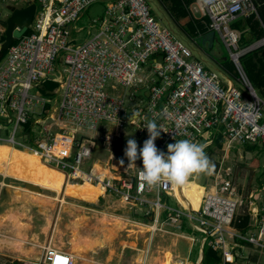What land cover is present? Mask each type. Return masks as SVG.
<instances>
[{
  "label": "built area",
  "instance_id": "built-area-1",
  "mask_svg": "<svg viewBox=\"0 0 264 264\" xmlns=\"http://www.w3.org/2000/svg\"><path fill=\"white\" fill-rule=\"evenodd\" d=\"M32 1L0 0V20L12 14L9 5L22 8ZM38 1L35 20L0 59V129L11 128L7 137L0 136V144L30 151L68 180L101 185L134 213L152 214L150 221L129 220L153 234H172L164 226L180 228L187 217L194 230L190 238L198 241L196 234L201 233V247L218 251L221 264L243 258L248 244L264 252V184L253 209H248V229L242 231L235 223L245 202L243 190L232 180L233 170L227 164L224 168L234 145H264V97L241 63L246 53L264 48V36L240 47V32L231 28L241 15L257 11L254 1L196 0L209 29L228 47L241 87L224 85L218 71L207 69L192 48L155 17L148 0ZM98 1L106 2L104 13L78 41L74 33L79 37L84 27H77V21ZM6 30L0 23V45ZM47 79L58 85L44 93L41 87ZM149 121L161 130L155 142L160 151L179 138L196 143L204 138L208 146L221 137L225 154L198 209L169 206L162 195L176 197L170 184L141 187L140 168L133 174L130 165L116 174H105L94 164L87 168L99 140L109 147L126 126L144 133ZM178 263L185 264L181 259ZM35 264H76V258L48 244Z\"/></svg>",
  "mask_w": 264,
  "mask_h": 264
},
{
  "label": "crops",
  "instance_id": "crops-1",
  "mask_svg": "<svg viewBox=\"0 0 264 264\" xmlns=\"http://www.w3.org/2000/svg\"><path fill=\"white\" fill-rule=\"evenodd\" d=\"M158 1L161 16L157 17L153 13L155 17L162 22L163 25L168 26L175 37L182 41L186 39L191 42L192 44L188 45L192 48L194 56L200 59L207 69L218 71L224 85H227V82L228 84L234 83L233 78L237 80V76L232 77L223 69L221 60H226V57L224 58V53L220 49L219 42L218 45H216L214 39L209 36V34L214 31L209 29V19L199 10L196 0ZM248 15L249 14L241 15L237 20L244 19ZM257 18L260 17L257 16ZM239 32L240 35L241 33H246L250 38L252 36L249 26L244 27L243 30ZM74 35L79 39L77 33H74ZM200 39L203 40L202 43L199 42ZM219 41L221 40L219 39ZM221 43H223V41H221ZM53 89H55V87H48L45 85L41 87L44 93ZM143 93L145 96L147 92L144 91ZM146 132L147 130H145L144 133H136L142 135ZM220 141L222 142V139H220ZM155 142L157 141L155 140L154 143ZM102 144L99 142V146L95 148L94 152L100 150V154H104L101 152V149L104 148V150H106V148ZM112 151L113 149H110V152ZM11 156L12 155L9 156L5 169L0 170V172H4L7 169L9 175H11L13 179L23 181L24 185L26 183L38 185L41 190H32L25 185L24 188L13 186L11 188H15L16 190L11 191L7 187L9 185H7L4 180H1L3 177L0 179V199L5 195L3 190L6 189L9 193L13 192V197L5 195V199L2 201L0 200V264H35L41 259L43 249L48 244L74 254L76 264H126V259L124 257L128 254L127 248H136L139 241L136 240V235L132 231L133 228L138 226L142 231L146 228L142 225L131 223L129 218L135 217L139 220H144L143 214L134 213L133 208L124 200L114 193L105 192L99 184H94L90 181L76 182L77 180H68L64 172L46 165L31 152H29L28 158L22 162H20V159L18 161L17 158L15 166H13V156ZM111 158L112 153L108 156V159ZM221 159L218 160V163ZM95 161L92 162L90 167L93 164H98L102 172L108 173V169L110 174L118 173L125 165L132 166V164H128V161H125L124 164L119 162V169H112L109 168L106 163H99L102 160L98 157ZM35 163L36 165L39 164L41 168L38 167L39 165L36 167ZM12 167L16 168V172ZM224 168H227V166H224ZM215 169L217 168L215 167ZM213 173L215 174L216 171L207 174L205 178V184L203 185L207 190L212 186V183L210 184L208 180V176ZM2 181L5 182V185H2ZM72 184L81 186L83 190H80L76 194H70L69 189ZM187 184L178 187V194L182 201L181 204L172 193H165V195L171 197L174 202L177 203L175 207H180L185 211H194L196 210L194 207L197 206V199L192 195L191 190L187 189ZM17 188H20V194L16 193L18 191ZM42 188L55 192V196L44 194ZM24 189L28 191H24ZM36 191L49 197L51 199L50 202L42 204L39 197L33 194ZM258 194L259 193L255 196H246L245 199L246 201H254L259 196ZM242 195L245 197L244 194ZM61 197L64 198V202L61 201ZM66 197L76 198L80 203H67ZM9 200L18 202V208H7V206L10 205L8 202ZM258 202L260 203L261 200ZM67 204L76 206L75 208L79 211L77 215H74L73 218L68 220L69 222L65 220L68 214ZM180 223V228L178 225L176 226L174 224H166L164 226L168 231L173 232L172 236L169 235L170 233L168 234L160 231L163 232L164 235L168 234L170 236L171 242L167 247H164L162 244L154 245V236L156 233L153 234L148 230L152 235L146 236L144 242L145 246L139 249V255L135 260H132L134 261L133 264H179V259L183 260L185 264H195V262L196 264H202L204 247L202 248L200 243H198L199 251L192 252L190 249L189 255L181 257V253L178 250L179 240H188L191 244L190 246L197 241H193L190 238L192 232L194 233L190 220L187 217H183ZM92 226H95L97 231L91 234H85L83 232L84 230H89ZM125 230L126 238H123V241L120 242V251L118 240L119 233ZM69 233H71L69 240L70 244L66 245L63 242H61V244L60 241H63L64 235H68ZM75 238H77L79 243L81 245L83 244L82 246L85 248L78 252L82 255L80 257L77 252H74L72 249L71 242ZM162 252L164 255L161 254ZM259 252L264 253L248 244L243 251V258L239 257L240 263H237L236 260L233 264H260L262 256ZM254 254L258 255L257 261L252 262L251 257L254 256Z\"/></svg>",
  "mask_w": 264,
  "mask_h": 264
},
{
  "label": "rangeland",
  "instance_id": "rangeland-1",
  "mask_svg": "<svg viewBox=\"0 0 264 264\" xmlns=\"http://www.w3.org/2000/svg\"><path fill=\"white\" fill-rule=\"evenodd\" d=\"M148 2H149L150 7L153 10V13L157 17H160L161 13H160V9L158 7L159 1L158 0H148ZM23 3H25V2H23ZM31 3H36V4H38V6H40V3L38 0H34ZM105 6H106V2H103V1L94 2L81 14L79 20L77 21V27H84V29L81 32V34L79 35L78 41H82L86 38L88 26H92L93 28L95 27V24H97L96 20H98L103 15ZM9 12L10 11L8 9H4V13H9ZM34 20H35V15H34L31 23H33ZM209 36H211L214 39L216 45H218V42H219L220 49L224 53V58L226 57V60L231 61L232 59H231L230 51H229L228 47L226 46V44L224 43L223 39L221 38L220 34L218 32H213V33H210ZM219 39L221 41H223V43H221V41H219ZM183 41L189 45L192 44L191 42H189L186 39H183ZM199 42L202 43L203 40L200 39ZM240 47H242V46H240ZM62 67L63 66H61V68ZM233 79H234L235 85L241 87V84L235 78H233ZM128 90H130V89H128ZM0 119L3 121L2 117H0ZM10 129L11 128L0 129V136L1 137H7L9 135ZM57 131H61V130H57ZM136 132L137 131L135 130V128L133 126H129V125L126 126L125 129L123 130V132H120L117 134V136L115 137V139L113 141V144H111L109 147H108V145L104 146L106 148V150H108L109 152L104 150V148L101 149V152H103L104 154H100V150L94 152V155H92L93 157L88 161L87 168H89L90 165L92 164V162L95 161L98 157L102 160L99 163H101V164L106 163V165L109 168L119 169L120 168L119 162H121V160H123L124 163H125V161H128V159L124 155V149L126 148L127 140L128 139H135L137 144H138V148H142L144 141L146 139H148V137H149L148 131L142 135H139ZM178 140H182V138L169 141L165 145L163 152L167 153V145L175 143V141H178ZM204 141H205V139L202 138L201 143H203ZM99 142H100V144L103 143V141H99ZM11 149H12V147H10L9 145L0 144V170L5 169V166L9 160ZM110 149H113V151L110 152ZM212 149H213V151H212V153H210V150L206 147L205 152L208 155L209 159L214 163L215 167L217 168L218 164H219L218 160L222 158V156L225 154V151H223L222 149L218 150L216 148V146H214ZM25 151L26 150H22L21 148H15L14 153L12 155L13 157L11 156L12 161H13V166H15L17 158H18V161L20 159V162H22L23 160L28 158L30 151L29 152H25ZM110 153H112L113 159H108V156H110ZM113 153H114V155H113ZM19 155H20V157H19ZM226 164H227V166H229L233 170L232 175H231L232 180L234 181V183L239 188L243 189L245 196H248L252 190H255V192H257V193L259 192L258 190H260L261 185L264 184V168H263L264 167L263 166L264 165V145H256L255 147L249 148L248 145L236 144V145H234L233 148H231L229 150L224 166H226ZM141 167H143L141 159H137L136 162L134 163V165L132 164V166H127L130 174H133L137 170V168H141ZM13 169L16 172V168H13ZM97 169H99V168H97ZM57 170H59V169H57ZM100 171H102V170H100ZM107 171L109 173L108 169H107ZM214 171H216L215 168L212 172H214ZM206 176H207V174L193 175L189 178V180L187 182L188 183L187 189L191 190L192 195L197 199L196 200L197 206H195L194 209L199 208L200 203L202 201V197L208 192V190L203 185V184H205ZM2 177L3 176L0 174V179ZM1 180H3V178ZM208 180H209L210 184L211 183L213 184V180H214L213 174L208 176ZM4 181L7 184L8 183L12 184L14 187L16 186V187H23L24 188V186H25L23 181H20V180L18 181L16 179L11 178V177H6ZM70 181H74V180H70ZM76 182H80V181H76ZM4 187H6V186H4ZM7 187L11 191L16 190L15 188H11L9 186H7ZM80 190H83V188L81 186L72 184L70 189H69V193L70 194H76ZM7 192L8 191L6 189L3 190V193L5 195H7L8 197L9 196L11 197L13 192H10V193L8 192L11 195H9ZM42 192L44 194L49 195V196H55V194H56L53 191L46 190L43 188H42ZM5 195H3L1 197V199H0L1 201L5 199ZM162 198L164 201L167 202L168 205H170L172 207L177 206V203L174 202V200L171 197H168L165 194H163ZM66 201H67V203H75V204L80 203L78 201V199L72 198V197H66ZM8 202L10 205H8L7 208H18V202L13 201V200H9ZM243 202H244V204L242 205V207L239 210V215H241L244 210H247V209L252 210L254 205H255V203L252 200H248L246 202L245 197L243 198ZM67 207H68V214H67L66 219H65L66 221H68L70 218H73L74 215H77L79 212L77 210V208H75L76 206L67 204ZM256 208H257V206H256ZM140 229H141L140 227L135 226V228H133V230H132L133 233L136 235V240H139V241H138V244L136 245L137 249L136 248H133V249L127 248L128 254H127V256L124 257L126 259V264H131V263L133 264L134 263V261H132V260H135V258L139 255V249H141L142 247L145 246L144 242L146 240V236L152 235L151 232H149L147 228L143 229L144 231H142ZM95 231H97L96 227L92 226L89 230H84L83 232L85 234H87V233L91 234L92 232H95ZM145 232H147V233H145ZM125 234H126V230L122 231V233H119V239L118 240H119V250L120 251H121V243L120 242L123 241V238H126ZM168 234L164 235L163 232L158 231V233H156L154 236V238H155V244L154 245H161L162 244L164 247H167L168 244L171 242L170 236H172V234H169L170 236ZM192 234H193V232H192ZM70 237H71V233H69L68 235H64L63 241H60L59 239L58 240L60 241V243L63 242L64 244L69 245L70 244L69 243ZM196 237L198 238V241L196 243H194L192 246H190L191 244L186 239L179 240L178 250L181 253V257L189 255L190 249L192 252L199 251V244L198 243H199V240L202 238V234L197 233ZM74 240H72V242L74 241L72 243V249H76L80 244L77 238H75ZM158 243H160V244H158ZM166 250H168V249H166ZM161 254L164 255L163 252ZM260 255L262 256V261L260 264H264V253H260ZM257 256H258L257 254H254V256L251 257V261L252 262L257 261ZM236 262L240 263V258H238ZM195 264H196V262H195Z\"/></svg>",
  "mask_w": 264,
  "mask_h": 264
},
{
  "label": "clouds",
  "instance_id": "clouds-1",
  "mask_svg": "<svg viewBox=\"0 0 264 264\" xmlns=\"http://www.w3.org/2000/svg\"><path fill=\"white\" fill-rule=\"evenodd\" d=\"M145 128L149 138L144 141L142 148H138L135 139H128L124 149L129 164H134L137 159L142 160L143 167L138 173L141 187L154 188L162 184L183 186L191 176L210 174L214 170L215 165L205 152L206 144L187 139L178 140L168 144L167 153H164L154 143L161 131L156 122L149 121ZM152 216L143 221H150Z\"/></svg>",
  "mask_w": 264,
  "mask_h": 264
},
{
  "label": "trees",
  "instance_id": "trees-1",
  "mask_svg": "<svg viewBox=\"0 0 264 264\" xmlns=\"http://www.w3.org/2000/svg\"><path fill=\"white\" fill-rule=\"evenodd\" d=\"M253 1L256 5L257 11L248 13L249 15L247 17H245L244 19H239L231 25V28L237 31H242L244 27L249 26L252 36L250 38V36H247L246 33H241L239 45L242 47L264 36V0ZM257 16H259L260 18H257ZM241 63L258 94L264 97V48L246 53L241 57ZM221 64L223 69L232 77L237 76L236 68L232 61L221 60ZM42 85L48 87H57L58 84L53 82L52 80L47 79L42 83ZM220 139V136L217 137V139L212 144L207 146V148L210 150V153H212V148L214 146H216L218 150L222 148V142L220 141ZM256 145H248V147L252 148ZM256 193L257 192H255V190H252L248 196H250L251 194L256 195ZM143 218L147 220L148 216H143ZM237 219H240V222H236L235 225L242 231L247 230L249 222L251 221V214L249 213V210H244ZM221 262L222 257L219 252L205 245L202 264H221Z\"/></svg>",
  "mask_w": 264,
  "mask_h": 264
},
{
  "label": "water",
  "instance_id": "water-1",
  "mask_svg": "<svg viewBox=\"0 0 264 264\" xmlns=\"http://www.w3.org/2000/svg\"><path fill=\"white\" fill-rule=\"evenodd\" d=\"M12 14L6 20H0L4 26H7L5 41L0 45V59L4 56V52L17 39L20 38L28 29L37 10V4L31 3L25 7L19 8L9 5ZM18 27V29H16ZM27 188L40 191L38 185L32 183L25 184ZM242 190H240L241 193Z\"/></svg>",
  "mask_w": 264,
  "mask_h": 264
},
{
  "label": "bare ground",
  "instance_id": "bare-ground-1",
  "mask_svg": "<svg viewBox=\"0 0 264 264\" xmlns=\"http://www.w3.org/2000/svg\"><path fill=\"white\" fill-rule=\"evenodd\" d=\"M58 139L60 140V141H62V140H65L66 138H63V137H61V136H58ZM14 150H15V147H12V149H11V152H10V155H13V153H14ZM33 154V153H32ZM35 155V154H34ZM37 158H39L40 160H42L39 156H37V155H35ZM38 161V160H37ZM43 161V160H42ZM44 162V161H43ZM37 163V162H36ZM36 163H35V166L37 167L39 164H37L36 165ZM45 163V162H44ZM46 165H48L47 163H45ZM48 166H50V165H48ZM38 167H40V165L38 166ZM43 167V166H42ZM51 167H53V166H51ZM96 167L97 168H99V165L97 164L96 165ZM41 168V167H40ZM55 168V167H54ZM57 169V168H56ZM100 169V168H99ZM101 170V169H100ZM0 174L3 176V177H11V178H13L11 175H9V173H8V170L6 169L4 172H0ZM106 174V173H105ZM26 175V174H25ZM7 185H9V187H13V185H10L9 183L7 184ZM51 187V186H50ZM178 187L179 186H175V195H176V197H177V199L179 200V203L181 204L182 203V201H181V198L179 197V194H178ZM65 188H66V185H65ZM65 188H64V190H65ZM18 189V191L16 192V193H18V194H20V188H17ZM56 189H57V187H56ZM67 189V188H66ZM24 191H28V190H25L24 189ZM22 192V191H21ZM208 193V192H207ZM206 193V194H207ZM35 196L37 195L38 197H39V200H40V202L43 204V203H47V202H50V198L49 197H47L46 195H43L42 193H39V192H34L33 193ZM23 195V194H22ZM32 199H33V197H32ZM38 200V199H37ZM61 201L62 202H64V198L63 197H61ZM38 202V201H37ZM47 206V205H46ZM45 206V207H46ZM44 207V206H43ZM49 207V206H48ZM42 210V209H41ZM44 211V210H43ZM45 213V212H44ZM47 214V213H46ZM74 240V239H73ZM75 241V240H74ZM73 241V242H74ZM77 241V240H76ZM73 242H71V245H72V243ZM75 245V244H74ZM83 245V244H82ZM81 244H79V246L76 248V249H73L75 252H77V254H78V256L80 257V256H82L80 253H78L79 251H82L83 249H85L83 246H82Z\"/></svg>",
  "mask_w": 264,
  "mask_h": 264
}]
</instances>
